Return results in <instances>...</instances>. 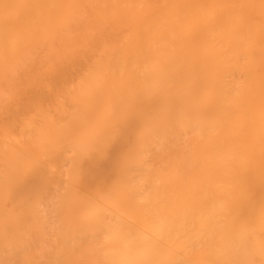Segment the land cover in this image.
<instances>
[{
	"label": "bare ground",
	"instance_id": "1",
	"mask_svg": "<svg viewBox=\"0 0 264 264\" xmlns=\"http://www.w3.org/2000/svg\"><path fill=\"white\" fill-rule=\"evenodd\" d=\"M7 53L23 75L12 91L0 77V111L10 92L68 82V57L86 65L51 89L55 112L28 98L39 119L21 113L17 137L0 124V264H264V0H0V65ZM45 183L44 231L20 214L35 217Z\"/></svg>",
	"mask_w": 264,
	"mask_h": 264
},
{
	"label": "rangeland",
	"instance_id": "2",
	"mask_svg": "<svg viewBox=\"0 0 264 264\" xmlns=\"http://www.w3.org/2000/svg\"><path fill=\"white\" fill-rule=\"evenodd\" d=\"M54 22H56V21H54ZM54 24H56V23H54ZM120 32H121V31H120ZM116 33H117V32H116ZM119 34L121 35L122 33H119ZM123 34H125V32H123ZM110 35H111V37H110V39H111V40H110V44L112 43V41H113V37H114V36H118V37L120 36V35H118V34L114 35V32H111ZM121 36H123V35H121ZM119 38H120V37H119ZM108 42H109V41H108ZM28 47H29V46H28ZM32 48H33V45H32ZM32 48H29V49L33 50ZM40 48H42V47H40ZM40 48H39L40 51L36 49L37 51H36V50H33L34 52L31 51V53H28L27 55H29V54H34V55H32V56H35V57H36V55H38V53H40V52H42V53L45 54V52H43V49H44V50H47L46 47H43V49H40ZM70 49H71V47H70ZM80 50H81V49H80ZM94 50H97V51H96V52H97V55H99V56L101 57V55L98 54V53H100V52H99V48H98V46H95V47H94ZM28 52H30V51H28ZM32 52H33V53H32ZM90 52H91V55H92L90 58L95 59V58L98 57V56L96 57V54L94 53L95 51L93 52V49H92V48L90 49ZM7 54H8V55H5V60H4V62H3L4 65H3V64L0 65V66H2V67H0V77H3L4 79H8V80L4 81V82H6L5 85H6L7 87H6V86H5L6 88H5V87H2V85L4 84V82H0V84H1L0 87H1V89H2V88H5V89H7V90L9 89L10 91H12V89H10V88L17 87V86L20 84L19 82H21V80H19L18 77L21 76V75H23V74H21V73L18 74V73H17L16 75H13V74H15L16 72H14V71L11 70V68L14 69V70H15V68H16V66L13 67L12 65H15V63L18 65V64L20 63V62L18 61V54H15V57H14V58H17V59H15V61H13L14 59H12V56H13V55H10V57H9V54H10V53H7ZM11 54H12V53H11ZM44 54H39V56H40V55H41V56H45ZM76 54H78V53H76ZM16 56H17V57H16ZM41 56H40L39 58H45V57H41ZM25 57H26L27 59L29 58V59H28L29 62H30V61H31V62L33 61V60H32L33 57L30 58V57H27L26 55H25ZM100 57H99V58H100ZM10 58H11V60H10ZM39 58H37V61H38V62L40 61L42 64H43L44 62H45V63L48 62V61L46 62V61H43V60H42V61H43V62H42L41 59H39ZM72 58H73V57H71V59H70V57H68L69 60H67L68 65L70 66L71 69H73V70L70 71V73L67 72V74H69V77H67V78H68V79H67L68 82H66V83L69 84V87L72 85V83H75V81L77 82L78 76L81 74L80 72H83V71H82V70H83L82 67H84V66L86 65L85 63H83V62H85V61L81 60L80 57H79L78 55H75V57H74L73 59H72ZM23 59H24V58H23ZM34 59H35V58H34ZM38 59H39V60H38ZM74 59H75V61H73ZM77 60H81V61H82V62H81V61H78V65H81V63H83L84 65H83L82 67H80V66H79V67L76 66L74 63H76ZM8 61H10V62H8ZM37 61H36V62H37ZM72 61H73L74 63H73ZM27 62H28V61H27ZM27 62L25 61V62H24V65L26 64V65L29 66V64H27ZM79 62H80V63H79ZM89 62H90V61H87L88 64H89ZM0 63H1V62H0ZM32 63H33V62H32ZM8 64H9V65H8ZM47 64H48L47 67H49L50 64H49V63H47ZM47 64H46V65H47ZM24 65H23V68H24ZM34 65H35V63H34ZM37 65H39V66H46V65H44V64H43V65H40V63H38ZM37 65H35V66H37ZM28 66H27V67L25 66V69H27V68L31 69V68L28 67ZM39 66H38V67H39ZM4 67H5V68H4ZM38 67H37V68H38ZM23 68L20 66V70H22V71L24 72L25 69L23 70ZM33 68H34V67H33ZM37 68H34V69H37ZM39 68H40V67H39ZM18 69H19V68H18ZM40 69H41V70H42V69H46V67H45V68H44V67H41ZM47 69H48V68H47ZM84 69H85V68H84ZM20 70H19V71H20ZM80 70H81V71H80ZM15 71H16V70H15ZM22 71H21V72H22ZM25 71H26V70H25ZM32 71H34V70H31L30 72H32ZM42 71H44V70H42ZM46 71H47V70H46ZM74 71H80V72H74ZM23 72H22V73H23ZM26 72H27V71H26ZM36 72H38V71H36ZM73 72H74V73H73ZM39 73H41V72H39ZM44 73H45V71H44ZM72 73H73V74H72ZM28 74H29V73H28ZM31 74H32V73H31ZM77 74H78V75H77ZM26 75H27V74H26ZM38 75H39V74H37V76H38ZM40 75H42V74H40ZM9 76H10V78H9ZM24 76H25V75H24ZM35 76H36V75H35ZM37 76H36V77H37ZM6 77H8V78H6ZM47 77H49V76H47ZM19 78H21V77H19ZM26 78L29 79V78H31V77H26ZM42 78H43V77H42ZM64 78H65V77H64ZM0 79H1V78H0ZM4 79H3V80H4ZM9 79H11L10 82H7V81H9ZM33 79H34V77H33ZM33 79H29V80L33 81V83H34L35 80H33ZM65 79H66V78H65ZM12 80H13V82H11ZM18 80H19V81H18ZM22 80H23L22 82H25L24 79H22ZM49 80H50V79H49ZM49 80H46V78L43 79L44 84H46L45 86H48V87H49V84H51V80H50V82H48L49 84H47V83L45 82V81H49ZM61 80H62V77H60V79H59L58 82L61 83L62 81H63V82L66 81V80H62V81H61ZM0 81H1V80H0ZM17 81H18V82H17ZM16 82H17V83H16ZM26 82H29V81H26ZM26 82H25V83H26ZM11 83L14 84L15 86L12 85ZM18 83H19V84H18ZM33 83H31L30 85L27 83V86L29 85V86L31 87V90L33 89L32 87L35 86V85H32ZM41 83H42V82H41ZM60 83H58V85H59ZM66 83H65V82L62 83L61 86H63L64 84L67 85ZM9 84H10L11 86H10ZM58 85H57V86H58ZM3 86H4V85H3ZM8 86H9L10 88H9ZM22 86H23V85H22ZM24 86H25V84H24ZM29 86H28V87H29ZM39 86H41V85H39ZM57 86L55 87L56 89H55V88H53V89L51 88V89H52L53 91L56 90V91H55V94L60 95V94H59L60 91H64V89H63V88H60L61 86H59V87H57ZM28 87H25V88H28ZM30 87H29V88H30ZM63 87L65 88L66 86H63ZM25 88H24V89H25ZM29 88H28V89H29ZM39 88H40V87H38L37 90H39L40 92H39V91L37 92V91L35 90V88H34V90L36 91L35 93H38V95L40 94L39 96H38L37 94L35 95L33 91H30V92H33V93H31L32 95L26 97L27 99L25 98V95H24V96H21V95L19 94V95L15 96L16 100H13V99L11 100V98H14V97L9 98V97L11 96V92H10V95H8V94H9V92H8L9 90H8L7 93H6V95H8V96H7V97L4 96L5 99H10V101H16V102H14V103H13V102H10V103H9V104H10V108H8V110L0 111L1 113H3V115H5V116H3V115L1 116V114H0V124H5V125L8 124L7 126H9V127H8V128H9V131L12 129V132L15 133V137H17V136L19 135V129L17 130V128H16L17 125L20 124L21 121L23 122L22 124L27 123V122H30L29 120H24L23 117H24V118H25V117L28 118V117L31 116L30 113H33V112L36 114V112H35L36 107H34L35 110H34V108H33V110H34V111H33V110H32V107H33L32 101H30V103H31V104H30L28 98H30V99H34V101L37 99V100H36V103H37V105H38V104H39V100L42 99V97L45 96V98H43V99L45 100V102L41 101V104H43V107L45 106V108L42 109V110H38V112H39V111H42V112H46V113H47L48 111H45V110H47V109H49V108L53 109V107H51V106L56 107V104H54L53 102H55L54 100H57V98H58L59 96H57V98L54 97L55 99L53 98L54 100H51V98H48V97H49V96L52 97L53 94H54V92H53L50 88L47 89L48 91L50 90L49 93L47 92V90L45 91L46 88H44V87H42L41 89H39ZM43 88H44V90H43ZM1 89H0V92H2ZM13 89H15V88H13ZM16 89H18V87H17ZM19 89H20V87H19ZM24 89H22L21 92H22ZM57 89H58V92H59V93H57ZM65 89H66V88H65ZM3 90H4V89H3ZM41 90H42V91H41ZM14 91H16V90H14ZM18 91H20V90H18ZM25 91H27V90L25 89L24 92H25ZM51 91H52V92H51ZM21 92H20V93H21ZM24 92H23V93H24ZM28 93H29V92H28ZM28 93L26 94V96L29 95ZM45 93H46V94H45ZM52 93H53V94H52ZM0 94H1V93H0ZM4 94H5V92H2V95H4ZM41 94H42V95H41ZM61 94H62V92H61ZM22 95H23V94H22ZM12 96H13V95H12ZM2 97H3V96H2ZM23 97H24V98H23ZM35 97H37V98H35ZM17 98H18V99H17ZM62 98H63V97L60 96V99H61V100H63ZM58 99H59V98H58ZM60 99H59V100H60ZM3 100H4V99H3ZM34 101H33V102H34ZM2 102H3V104L5 103V101H2ZM25 102H26V103H25ZM51 102L53 103V105L50 106V103H51ZM0 103H1V102H0ZM12 103H13L14 105H12ZM36 103H34V104H36ZM56 103H58V102H56ZM67 103H68V99H67ZM3 104H2V105H3ZM15 104H17V105H15ZM2 105H1V106H2ZM5 105H7V104H5ZM5 105H3V106L5 107ZM18 105H20V107H21L20 109H19ZM30 105H31V106H30ZM37 105H35V106H37ZM46 105H47L49 108L47 107V109H46ZM11 106H12V107H11ZM13 106H16V107H13ZM38 107H41V106H37V108H38ZM1 108H2V107H1ZM1 108H0V109H1ZM5 108H6V107H5ZM11 108H13V109H11ZM15 108H16V109H15ZM27 108H28V109H27ZM30 108H31V109H30ZM9 109H11V111H9ZM14 109L16 110V112H19L20 114H19V113H16L15 111H13ZM17 109H19V110H17ZM40 109H41V108H40ZM54 109H55V108H54ZM54 109H53V110H54ZM67 109H69V108H67ZM2 110H3V109H2ZM8 111L11 112V113H9V117H7L8 115L6 116V114H7ZM27 111H28V112H27ZM30 111H32V112H30ZM67 111H68V110H67ZM5 112H6V113H5ZM38 112H37V113H38ZM54 112H55V110H54ZM21 113H22V116H23V117L20 116ZM48 113L50 114L51 112H48ZM38 114H39V113H38ZM53 114H54V113H53ZM119 114H120V113H119ZM14 115H15V116H14ZM28 115H29V116H28ZM51 115H52V114H51ZM117 115H118V113H117L116 115H114V116L116 117ZM35 116H36V115H34V117H35ZM118 116H119V115H118ZM2 117H3L4 119H1ZM11 117H12V119H11ZM14 117H16V118H14ZM31 117L34 118L33 116H31ZM38 117H39V116H36L35 119H39ZM7 118H9L10 121H9V119H7ZM15 119H16V120H15ZM28 119H29V118H28ZM35 119H34V121H37V120H35ZM23 120H24V121H23ZM135 120H136V119H135ZM32 121H33V120H32ZM32 121H31V122H32ZM9 122H10V123H9ZM39 122H40V121H38V123H39ZM36 123H37V122H36ZM38 123H37V124L34 123V124H35L36 126H37V125L39 126L40 123H39V124H38ZM117 123H118V122H116L115 124H117ZM134 123H136V122H134ZM10 124H11V125H10ZM13 124H14V125H13ZM128 124H130V125L127 127L128 129H130V128L135 129L136 126L133 125V123H132L131 120H129V123H128ZM146 124H147V123H146ZM146 124H145V125H146ZM12 125H13V126H12ZM20 125H21V124H20ZM147 125H148V124H147ZM11 126H12V127H11ZM14 126H16V127H14ZM18 126H19V125H18ZM117 126L120 127V128L122 127V125L119 126V124H118ZM117 126H113V128H114V127L116 128ZM1 127H2V125H0V132H2V129H3V128H1ZM118 127H117L116 129H115V128H114V129L117 131V130H118ZM137 127H139V126H137ZM14 128H15V129H14ZM120 128H119V129H120ZM123 128H124V127H123ZM121 129H122V128H121ZM133 129L130 130L131 132H130V131L127 132V133H129V134H127V135H128V136H131V138H133L132 136H134V134H133L134 130H133ZM14 130H15V131H14ZM124 130H125V131H123V132H126L127 129H124ZM132 130H133V131H132ZM9 131H8V132H9ZM111 131H112V130H111ZM12 132H11V133H12ZM117 132L119 133V131H117ZM16 133H17V134H16ZM106 133H107L108 135H110L108 132H106ZM131 133H132L133 135H132ZM12 134H13V133H12ZM111 134H112V133H111ZM108 135L105 134V136H108ZM113 135L115 136V133H114V132H113ZM116 135H117V134H116ZM122 135H123V137L125 136V138L121 137ZM1 136H2V135H1V133H0V137H1ZM12 136H14V134H13ZM105 136H104V137H105ZM110 137L113 138L112 135H111ZM115 137H116V136H115ZM112 138H110V139H112ZM118 138H122V139H120L119 142H117V141H118V140H117V141H113V142H115V143H113V144L110 143V144H112V147L118 145V147H116V148H120V147H121L122 149H124L123 147H125L126 143H130V142H131V141L126 142V141L129 140L130 138L128 139L127 136H126V134H124V133L120 134V136H119ZM126 138H127V139H126ZM104 139L106 140V139H109V138H106V137H105ZM125 139H126V140H125ZM1 140H2V138H1ZM1 140H0V141H1ZM112 140H113V139H112ZM112 140H111V141H112ZM121 140H122V141H121ZM132 140H133V139H132ZM108 141H109V140H108ZM158 141H160V140H157V141H156V143H155L156 146H159L160 143H161V145L164 143V142H162V140L160 141V143H159ZM121 142H123V144H125V145H122ZM124 142H125V143H124ZM157 142H158V143H157ZM0 143H1V142H0ZM116 143H120L121 146H120V144L115 145ZM108 144H109V143H108ZM130 145H131V144H129V146H130ZM122 146H123V147H122ZM108 147H110V148L107 149V150L112 149V147H111L110 145H108ZM126 147H128V146H126ZM130 147H131V146H130ZM160 147H161V146H160ZM116 148H115V149H116ZM115 151H116V150H115ZM118 151H119V150H118ZM121 151H122V150H121ZM107 152H108V151H107ZM111 152H112L113 154H115L114 156H115L116 158H117L116 155H120L119 153L116 154L114 151H111ZM122 152H123V151H122ZM122 152H121V153H122ZM123 153H125V152H123ZM146 153L149 154L150 152H146ZM151 153H152V154H155L153 151H151ZM151 153H150L149 155H151ZM108 154H109V152H108ZM148 154H145V155H148ZM111 156H113V155H111ZM114 156H113V158H112V157H110V155H108V157H110L109 159L111 160L110 162H115V161H116V158H115ZM121 156H124V154H121ZM121 156H119V157H121ZM145 157H146V156H145ZM151 157H153V156L151 155ZM147 158H148V156H147ZM107 159H108V158H107ZM113 159H115V160H113ZM112 160H113V161H112ZM41 164H42V163H40V166H42V165H43V166H46L45 164H42V165H41ZM51 164H52V163H51ZM53 164H54V163H53ZM94 164H96V163H94ZM54 165L56 166V164H54ZM64 165H66V164H64ZM48 166H51V165H48ZM52 166H53V165H52ZM55 166H54V167H55ZM57 166H59V164H58ZM91 166H93V165H91ZM54 167H53V168H54ZM59 167H60V166H59ZM59 167H58V168H59ZM62 167L64 168L63 170H62L61 167H60L61 169H57L56 167H55V168L57 169V171L59 170V172L61 173V171L64 172L65 167H67V166L64 167V166L62 165ZM94 167H95V166H94ZM42 168L44 169L43 171L46 172V174H45L44 177L48 176V175H47L48 171H45V170H47V169L50 168V167H48V168H47V167H46V168L42 167ZM55 168H54V169H55ZM95 168H96V167H95ZM51 169H52V168H51ZM51 169H49V170H51ZM93 169H94V168H93ZM60 170H61V171H60ZM51 171H52V170H51ZM59 172H58V173H59ZM49 173H50V172H49ZM49 173H48V174H49ZM42 174H43V173H42ZM59 175H62V176H59ZM55 176H59L58 178H61V179L63 178L62 180H65V179H64V175H63V173H62V174H57V175H55ZM50 177H51V176H50ZM48 178H49V176L47 177V179H48ZM53 178L55 179V177H53ZM53 178H51V179H53ZM58 178H56L55 180H51V179H50V180H48V181H49L48 183L55 184L56 186H57V184H59V182L62 184V181H59V182L57 181ZM61 179H58V180H61ZM27 180H28V179H27ZM31 181H32V180H31ZM52 181H53V182L55 181V182L52 183ZM27 182H28V184L31 183L30 180H28ZM33 182L36 183V181H33ZM33 182H32V183H33ZM39 183H41V182H38V184H39ZM46 183H47V182H46ZM46 183L44 184V186L46 185L45 189H44V190L42 189L41 193H39L40 195L37 194V195H39V196H38L36 199H37V201H38L40 204H38V202H37L36 204L40 205V206H38V208H39V207H40V208H39V210H37V211H39V212L36 211L37 213L34 214L35 217H36V215H38V214H43L41 211H42V209H44V210H43V211H44V214L41 215V217H43V218L41 219V218L38 217L39 219H36L34 216H31V214H33V213H31L30 211H27V208H26V207H24V208H25L24 211H25V212H30V213H29L30 215H27V214L24 215L25 213H23L24 211H22V210H21V211H22V212H21L22 215L20 214V216H22L21 219H23L22 221H25V222H26L25 224L28 225L29 223H32V224H29L28 226L33 225V223H35V224H38V223L43 224L45 228H44V227H43V228L40 227V228H42V230H44V231H45V230H49V228H52V227H51V224H50L51 221H48V219H45V218H48V217H45V216H49V214L51 215V209H50L51 207H50L49 205H51L52 203H50V202H53V201H48V200L51 199L50 196H52V194L54 193V192H52L53 189H54V190L57 189V188H55V187H56L55 185H51V184L48 185V184H46ZM56 183H57V184H56ZM63 183H64V182H63ZM28 184H27V187H30V188L32 187V189H34V190L37 189V187L39 186V185H37V187L35 186V188H33L34 183H33V184H30V185H32V186H30V185H28ZM35 185H36V184H35ZM47 185H48V187H47ZM50 185H51V186H50ZM64 185H65V183L63 184V186L61 185V186H62V189H63ZM54 186H55V187H54ZM58 186H59V185H58ZM58 186H57V187H58ZM30 188H29L28 190H30ZM51 188H53V189H51ZM59 188H60V187H59ZM46 189H47V190H46ZM60 189H61V188H60ZM60 189H59V190H56V191H60ZM62 189H61V190H62ZM45 190H46V191H45ZM51 190H52V191H51ZM35 191H37V190H35ZM35 191H34V192H35ZM48 191H49V192H48ZM56 191H55V192H56ZM34 192H33V193H34ZM35 193H36V192H35ZM45 193H46V194H45ZM47 194H49V195H47ZM42 196H43V198H41ZM53 196H55V195H53ZM52 199H53V197H52ZM42 200H44V201H42ZM45 201H46L48 204H47V203H44ZM41 203H43V204H41ZM45 204L48 205V206H45ZM41 206H42V207H41ZM44 206H45V208H44ZM36 207H37V206H36ZM24 208H23V209H24ZM41 208H42V209H41ZM48 208H49V210H46V209H48ZM46 214H47V215H46ZM2 216H3V215H2ZM5 216H6V217L9 216V214H8V215H5ZM23 216H24V217H23ZM6 217H5V218H6ZM9 217H12V216H9ZM31 217H34V219H36V222H37V223H36V222H33L34 219L31 218ZM49 217H51V216H49ZM1 218H3V217H1ZM12 218H13V217H12ZM12 218H10V219L6 218V221L9 220V221H8V224L10 223V220L13 221ZM30 218H31L32 220H30ZM0 220L2 221L3 219H0ZM44 220H46V222L48 221V222H50V223H48L47 225H45L46 222H45ZM4 221H5V219H4ZM12 221H11V222H12ZM29 221H30V222H29ZM34 221H35V220H34ZM8 224H7V225H8ZM12 224H13V222H12ZM15 224H17V223H15ZM15 224H14V225H15ZM22 224H23L24 226H26V225L24 224V222H22ZM40 224H38V225H40ZM38 225H37V226L35 225V227H31V229L28 228V227H25V229L28 228V229H30V230L27 229V231H34L35 228L37 229ZM43 225H41V226H43ZM6 227H7V226H6ZM14 227H16V226H14ZM7 228H9V229L12 230V229H13V226L10 225V227H7ZM36 229H35V230H36ZM38 229H39V228H38ZM42 230H41V232L43 233V235L45 236V238L39 236V237L41 238L40 241L44 242L43 244H47V243H49V240H46V238L49 239V238H48V237L50 236L49 234H51L52 232H51V233L46 232L47 234H45V232H43ZM51 230H52V229H51ZM51 230H50V231H51ZM21 231H23L22 233H24V230H21ZM27 231H26V233H27ZM36 231H39V230H36ZM6 232H7V231H6ZM14 232H15V231L12 230V233H14ZM39 232H40V231H39ZM39 232H35V233H36V234H37V233L39 234ZM8 233H11V232H8ZM26 233H25V234H26ZM27 234H28V233H27ZM31 234H32V235H31ZM33 234H34L33 232H30V234H28V235L34 236ZM39 235H40V234H39ZM43 235H41V236H43ZM47 235H48V236H47ZM31 236H29L28 238H29V239L33 238V237H31ZM36 236H38V235H36ZM36 236H35V240H33V241L30 240V242H31V244H32L33 246H35V247L32 246V249H33V248H38L37 250H39V249H40V243H37V241H39V240H36ZM46 236H47V237H46ZM30 237H31V238H30ZM40 238H37V239H40ZM27 241H29V240L27 239ZM34 241H36V242H34ZM30 242H28L29 245H31ZM42 242H41V244H42ZM33 243H36V245L39 244V245H38L39 247L36 246V245H34ZM49 244H50V243H49ZM51 244H53V243H51ZM27 245H28V244H27ZM29 245H28V248L31 247V246H29ZM47 245H48V244H47ZM41 246H42V245H41ZM44 246H46V245H44ZM47 247H48V248H46V247H43V248H46L45 250H47V249H49L51 246H47ZM30 249H31V248H30ZM50 249H51V248H50ZM33 250H36V249H33ZM40 250H42V249H40Z\"/></svg>",
	"mask_w": 264,
	"mask_h": 264
}]
</instances>
